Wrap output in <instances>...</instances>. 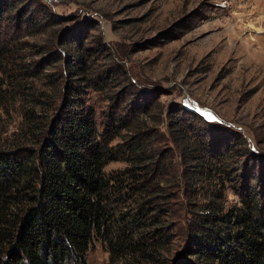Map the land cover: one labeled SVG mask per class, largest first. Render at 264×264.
<instances>
[{"label": "trees", "instance_id": "obj_1", "mask_svg": "<svg viewBox=\"0 0 264 264\" xmlns=\"http://www.w3.org/2000/svg\"><path fill=\"white\" fill-rule=\"evenodd\" d=\"M17 1L0 0V264H86L93 241L108 264H168L176 241L182 264H264V160L182 106L165 131L138 126L152 100L127 77L97 112L84 87L113 69L91 66L76 29L31 43L50 11Z\"/></svg>", "mask_w": 264, "mask_h": 264}, {"label": "rangeland", "instance_id": "obj_2", "mask_svg": "<svg viewBox=\"0 0 264 264\" xmlns=\"http://www.w3.org/2000/svg\"><path fill=\"white\" fill-rule=\"evenodd\" d=\"M14 8H49L53 24L28 35L31 43L76 29L90 49L91 66L113 69L101 90L84 87L97 112L127 77L134 84L129 91L152 100L138 126L165 131L168 111L188 117L177 109L182 106L201 115V128L215 127L219 134L234 129L243 138L236 146L240 155L248 146L259 163L264 160V0H18ZM49 70L51 65L43 72ZM124 165L117 160L105 168ZM225 193L236 199L230 189ZM175 243L168 264L184 262L181 241ZM86 264H108L99 241L87 249Z\"/></svg>", "mask_w": 264, "mask_h": 264}]
</instances>
